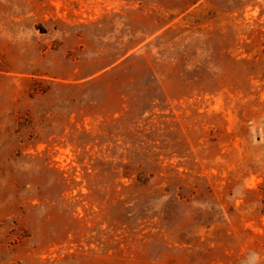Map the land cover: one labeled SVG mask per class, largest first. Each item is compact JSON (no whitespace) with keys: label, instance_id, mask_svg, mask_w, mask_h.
Here are the masks:
<instances>
[{"label":"rangeland","instance_id":"obj_1","mask_svg":"<svg viewBox=\"0 0 264 264\" xmlns=\"http://www.w3.org/2000/svg\"><path fill=\"white\" fill-rule=\"evenodd\" d=\"M0 264H264V0H0Z\"/></svg>","mask_w":264,"mask_h":264}]
</instances>
